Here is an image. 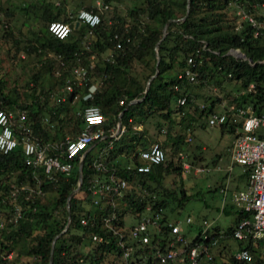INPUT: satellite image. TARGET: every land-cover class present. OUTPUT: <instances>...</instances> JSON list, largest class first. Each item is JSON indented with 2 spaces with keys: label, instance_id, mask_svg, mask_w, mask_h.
Returning <instances> with one entry per match:
<instances>
[{
  "label": "trees",
  "instance_id": "1",
  "mask_svg": "<svg viewBox=\"0 0 264 264\" xmlns=\"http://www.w3.org/2000/svg\"><path fill=\"white\" fill-rule=\"evenodd\" d=\"M102 1L107 5L118 0ZM228 1L237 7H242L245 14L251 15L256 26L250 25L246 19H243L238 27H235L232 22L225 21V13L222 9L226 8ZM186 3L187 0H141L139 6H134L129 10L128 20L120 17L115 19V16H112V21L109 22L105 21L99 13L98 25L89 28L79 23L72 29L75 35L71 32L64 40L51 36L44 25L35 35L36 45L31 46V49H35L38 54L50 53L57 58L60 70L59 87L61 88H64L74 67L88 68L91 66L82 84L83 88L77 91L76 89L81 86L73 85V93L78 94L77 101H80L78 112L88 105L100 108L105 118L102 124L105 130L115 126L118 113L132 99L144 96L141 101L130 104L121 115V125L124 129L118 139L110 141L112 148L107 152L104 149L100 150L105 162L117 161L114 159L117 154L124 155L126 159L124 163L117 162L119 176L124 177L129 185L118 201L116 212L120 217L127 210H142L147 204L157 209L160 208L167 215L169 213L166 211V206L169 200H177L178 205L182 203V200H186L181 187L179 188L181 201L169 195H157L154 187V184L161 185L163 175L168 174V170L178 173L182 169L180 163L170 168L165 160L164 163L155 166L147 173H135L133 169L121 168L125 163L133 168L137 151L152 143H149L145 137V130H139L137 126L142 125L151 115L157 114L166 121L168 130L172 123L171 114L186 112L184 108L190 103L185 93L186 90L183 88L186 84L195 83L198 78H204L207 74L214 76V73L224 72L226 77L229 73L231 77L240 81L241 87L245 90L244 94L236 98L237 104L233 105L248 107L254 113L264 110V63L258 62L264 59V15L257 14L254 9L264 4V0H189L187 16L183 20L170 22L165 36L160 40L165 22L169 19L183 17ZM84 9L94 10V7ZM42 19L45 22L57 20L71 23L75 17H67L60 7L47 4L44 6ZM159 40L157 45L158 73L150 81L149 89L144 95L146 81L155 71V45ZM117 43L120 44L119 48H115ZM230 49H238L253 65L226 54ZM103 54H111L113 61H103L101 59ZM147 56L154 60L152 66L149 65ZM95 58L100 60L93 62ZM188 58L192 59V65L187 64ZM134 60L142 62L149 69L148 74L143 77V82L131 74V62ZM46 67L47 70L51 69L48 62ZM185 67L194 71V80L189 81L182 76ZM170 70L173 71L171 74ZM95 79L99 80L98 86L89 98L83 100L82 96L87 92V87ZM249 85L252 87L249 88ZM60 94L62 93L56 95ZM47 95L50 96L48 92L46 97ZM64 95L66 101L58 102L56 107L47 108L41 104L42 101L19 104L18 96L4 93L0 85V109L8 112H14L15 107L23 109L26 111V122L34 137L41 140H63V123L58 124L57 131H55L57 133L50 135V130L47 124L42 122L41 117L47 113L51 121L60 119L58 123L62 122L63 119L59 116L69 109L65 105H70L69 100L72 97V94L65 93ZM181 96H185L186 101L180 106L176 101ZM198 111L199 116L206 117L213 111V104H205L203 109L198 107ZM72 114L75 124L71 130H80L82 119L76 112ZM70 120L69 116L68 121ZM61 124L62 127H60ZM220 127L225 128V125ZM229 130L234 132L232 127ZM167 137L170 139L169 136ZM167 143L165 141L163 145ZM181 143H183L181 137L176 136L171 144H168L171 152L177 153ZM161 147L164 149L162 145ZM90 151L86 153L83 160L80 188L69 201V225L54 241L51 264H117L116 262L120 260L119 248L114 244L111 235L99 225V210L88 209L89 199H87L85 185L91 175L87 167V162L92 157L89 156ZM78 159L79 157L75 158L73 168L68 175L58 174L54 180L49 182H45L41 177L43 180L42 196H30L28 199L18 197V203L21 204V216L15 225L8 226L0 233V253L12 251L14 258L10 262V260L2 259L0 255V264L17 263L21 257H30L33 264H48L52 240L66 224V198L77 183ZM244 173L247 175L246 170ZM25 183L30 185L33 182L29 168L23 163L21 145H17L6 154L0 152V196L11 185ZM48 193L54 194L52 200L48 199ZM237 214V218L244 216L239 211ZM81 218H89L88 221L94 223L89 222L87 225H82L79 223ZM94 233L103 234L104 241L93 242L90 236ZM217 236H219L218 229L212 227L211 231H208L207 238L202 239L195 236L193 240L203 241L210 252L217 242ZM243 247L250 249V242L240 248ZM140 248L138 246L135 249L133 254L135 258L142 254L139 252ZM152 248L150 245L143 247L142 250H145L151 257ZM252 253L253 261L250 264H264V256L260 253L255 254L254 251ZM211 259V257L203 258L199 264H211L213 263ZM229 260L232 264H241L234 260L233 255Z\"/></svg>",
  "mask_w": 264,
  "mask_h": 264
},
{
  "label": "built area",
  "instance_id": "2",
  "mask_svg": "<svg viewBox=\"0 0 264 264\" xmlns=\"http://www.w3.org/2000/svg\"><path fill=\"white\" fill-rule=\"evenodd\" d=\"M95 5L94 10H78L71 23L51 21L47 26L49 34L58 40H64L72 32L76 22L94 28L100 22V10L108 7L98 1ZM243 18L253 27L256 26L251 15L243 13ZM119 47L120 44L117 43L115 48ZM232 52H234L233 55H230L234 57L237 51ZM104 60L112 62V55L107 54ZM192 62L191 58L187 59L188 65H192ZM258 62L264 63V59ZM88 68L77 66L72 69L62 94L55 99L56 102H65V93L72 94L70 104L78 99V94L73 93V85L83 84ZM182 76L191 81L194 80L195 73L189 67H185ZM227 76L230 74L228 73ZM251 87L252 85H249V88ZM93 91L94 89L89 87L82 99L89 98ZM185 101V96H181L176 102L181 106L185 104ZM204 107V104L199 105L200 109ZM77 114L82 119V127L75 136L65 137L63 140H41L31 134L26 122L25 110L16 109L14 112H8L0 109V152L6 154L17 145H21L23 163L29 168L33 182L30 185L29 183L11 185L0 196V233L18 222L21 216L19 196L24 199L30 196H42L43 180L49 182L58 174L68 175L73 168L75 158H80L81 153L88 146L95 141L107 139L106 136H109L108 139L116 140L123 132L122 125L118 131L116 125L107 130L102 127L105 118L98 106H85ZM206 122L209 126L225 125L234 129L230 153L231 164L241 166L247 171L248 182L244 189L237 190L232 195L234 207L244 216L235 223L231 236L240 242L243 240L250 242V249L240 248L233 258L241 264H250L253 261L252 251L256 252V246L264 240V110L254 113L248 107L229 105L220 113L212 111L207 114ZM102 156L100 152L87 162V167L91 171L85 185L87 199H89L88 209L99 210V225L111 235L114 244L119 248L121 264H199L203 258H209L208 248L204 242L193 240L195 236L207 238L210 227V222L207 220H202L201 229L189 238L183 229V226L190 225L192 222L189 216L184 219H169L163 210L149 204L142 210L130 209L123 216H118L116 212L118 201L129 185L124 177L119 176L117 162H105ZM135 159L133 168L126 163L121 168L133 169L135 173H147L165 162L166 153L161 145L154 141L146 148L139 149ZM181 165L184 169L191 168L184 162ZM202 171V168H193V174ZM143 191L145 193L144 189ZM88 220L89 218H81L79 223L82 225L94 223ZM90 238L98 243L105 239L103 234L98 233L92 234ZM150 245L153 247L150 252L151 257L142 250L143 247ZM138 246L141 247L139 252L142 254L135 258L133 254ZM0 255L2 259L10 260L13 252H2ZM260 255L264 256V249L260 251Z\"/></svg>",
  "mask_w": 264,
  "mask_h": 264
},
{
  "label": "rangeland",
  "instance_id": "3",
  "mask_svg": "<svg viewBox=\"0 0 264 264\" xmlns=\"http://www.w3.org/2000/svg\"><path fill=\"white\" fill-rule=\"evenodd\" d=\"M96 1L103 2L102 0H0V85L4 93L17 95L19 104L42 101L41 104L47 108L56 107L58 102L54 100L58 95L55 91L59 90L60 93L62 89L59 87L58 60L50 53L38 54L35 49H31V46L36 45L35 35L39 29L44 25L47 27L51 22L42 19L44 6L53 4L60 7L65 16L74 18L78 10L96 7ZM140 1L110 2L107 4V9L100 10V14L109 22L112 21V16H115V19L116 17L127 19L129 10L139 6ZM254 9L257 14L264 15V4ZM243 10L242 7H237L228 1L222 12L225 13V21L232 22L238 27L244 19ZM72 34L75 35L74 31ZM235 50L237 51L236 55L234 54L235 59L253 65L249 59L238 55L240 53L238 49H230L226 54H232ZM105 57L106 55L103 54L101 59L104 60ZM146 58H149V65L152 66L154 60L149 56ZM47 62L51 65L50 70H47ZM131 67V74L143 82V77L148 74V67L135 60L131 62ZM172 72L169 71L170 74ZM214 74V76L207 74L204 78H198L197 82L183 87L190 103L185 106L186 112L183 114L179 112L171 114L172 123L168 130L166 121L157 114L148 117L138 129L145 130V137L149 143L156 141L164 147L166 164H169L170 168L183 162L191 166L189 169L182 168L178 173L168 170V174L163 175L161 185L154 184L157 195H169L180 200L179 188L184 191L186 200H182L180 205L177 200H169L166 206L169 219H184L189 216L192 220L191 224L183 226L184 233L189 238L201 229L202 220L210 222L208 231L216 227L219 232V236L216 237L217 242L209 252L213 262L211 264H232L229 260L231 255L234 256L241 246L247 244V241L240 242L231 236V230L239 220L238 211L231 199L234 192L246 187L247 175L243 167L231 164L230 153L234 132L229 130L230 126L221 128L218 125H207L206 117L198 115V107L200 104L212 103L213 112L220 113L225 107L237 104L236 98L244 94L245 90L241 87L240 81L233 76L225 77L224 72ZM47 92L50 96L46 97ZM65 106L69 109L59 116L63 119L62 122L58 123L60 119L51 121L47 113L42 115V122L47 124L50 135L57 131L60 123H63V127L62 124L60 126L64 129L63 138L78 133L79 129L74 131L71 129L75 124L72 113H78L80 101ZM69 116L70 121H68ZM167 136L170 139H167ZM176 136H180L183 143L179 144L178 152L174 154L168 144H171ZM109 141L113 142L112 138L98 141L89 152V156L98 155L101 149L107 152L112 148V143ZM165 141L168 143L163 145ZM114 159L120 164L126 161L124 155L120 154L114 156ZM193 168H202L203 171L193 174ZM47 196L49 200L54 198L53 193H48ZM256 247L255 254L260 253L264 249V242L260 241ZM13 258L12 255L10 262ZM116 263L121 264L120 260ZM11 264L33 263L30 257H21L17 263Z\"/></svg>",
  "mask_w": 264,
  "mask_h": 264
},
{
  "label": "water",
  "instance_id": "4",
  "mask_svg": "<svg viewBox=\"0 0 264 264\" xmlns=\"http://www.w3.org/2000/svg\"><path fill=\"white\" fill-rule=\"evenodd\" d=\"M188 7H189V0H187V3H186V11H185V14L183 17L179 18V19H169L165 22L164 26L162 27V35H161V38L160 40L165 36L166 34V29H167V26L170 22L172 21H179V20H183L186 16H187V13H188ZM78 25V22H76L75 24V27ZM160 40L157 42V44L155 45V54H156V62H155V71L154 73L147 79L146 81V84H145V88H144V91H143V94L145 95L146 92L148 91L149 89V84H150V81L157 75L158 73V70H157V65L159 63V56H158V53H157V45L158 43L160 42ZM240 56L242 58H244V54L243 53H240ZM144 96H142L141 98H137V99H132L125 107L122 111H120L117 115V121H116V129L117 131L119 130L120 128V125H121V115L123 114V112L127 109V107L130 105V104H134V103H137L139 101H141L143 99ZM106 138H109V136H106ZM98 143V141L92 143L90 146H88V148L86 150H84L81 155H80V158H79V161H78V165H77V183H76V186L69 192V194L67 195V198H66V210H67V219H66V224L64 226V228L61 230V232L59 234H57L53 240H52V243H51V250H50V257H49V261H48V264H51V255H52V250H53V244H54V241L55 239L61 234L63 233L68 225H69V219H70V212H69V201L71 199V197L79 190L80 188V185L82 183V167H83V160H84V157L86 155V153L88 151H90L96 144Z\"/></svg>",
  "mask_w": 264,
  "mask_h": 264
},
{
  "label": "crops",
  "instance_id": "5",
  "mask_svg": "<svg viewBox=\"0 0 264 264\" xmlns=\"http://www.w3.org/2000/svg\"><path fill=\"white\" fill-rule=\"evenodd\" d=\"M96 60H98V59H94V62L96 61ZM104 61V60H103ZM93 63V62H92ZM98 83H99V80H97V79H95V81L94 82H92L88 87H87V91H88V88L90 87L91 89H94L95 90V88L98 86ZM83 87H82V85H81V87H78L76 90L78 91V90H81ZM63 89V88H62ZM62 89H60V93H62ZM59 91V90H58ZM58 91H55L56 92V94L58 93L59 94V92ZM59 96V95H58ZM77 100H75L74 102H76ZM73 102V103H74ZM121 102V101H120ZM73 103H71V104H73ZM70 104V105H71ZM117 121V120H116ZM116 125V124H115ZM140 126H142V125H140ZM139 126H137V128H138ZM158 141H160V140H158ZM245 171V170H244ZM246 186V185H245ZM245 188V187H244Z\"/></svg>",
  "mask_w": 264,
  "mask_h": 264
}]
</instances>
